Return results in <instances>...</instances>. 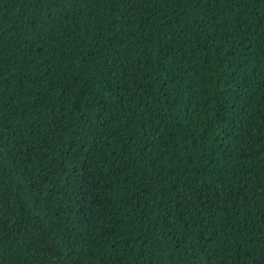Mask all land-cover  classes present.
<instances>
[{"label": "trees", "instance_id": "16d2710c", "mask_svg": "<svg viewBox=\"0 0 264 264\" xmlns=\"http://www.w3.org/2000/svg\"><path fill=\"white\" fill-rule=\"evenodd\" d=\"M0 264H264V0H0Z\"/></svg>", "mask_w": 264, "mask_h": 264}]
</instances>
